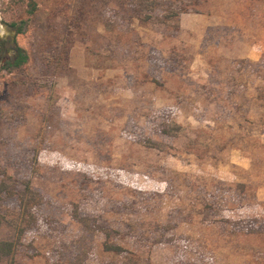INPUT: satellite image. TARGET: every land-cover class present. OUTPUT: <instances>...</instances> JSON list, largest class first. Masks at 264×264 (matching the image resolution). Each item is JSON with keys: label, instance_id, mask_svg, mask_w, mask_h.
<instances>
[{"label": "rangeland", "instance_id": "rangeland-1", "mask_svg": "<svg viewBox=\"0 0 264 264\" xmlns=\"http://www.w3.org/2000/svg\"><path fill=\"white\" fill-rule=\"evenodd\" d=\"M13 1L0 39L15 29L26 60L0 79L15 190L0 240L24 229L14 264H264V0Z\"/></svg>", "mask_w": 264, "mask_h": 264}, {"label": "trees", "instance_id": "trees-1", "mask_svg": "<svg viewBox=\"0 0 264 264\" xmlns=\"http://www.w3.org/2000/svg\"><path fill=\"white\" fill-rule=\"evenodd\" d=\"M146 2L145 8L154 9L155 0H144ZM143 1V2H144ZM26 60V56L22 51L19 50V54L15 60V68L21 66ZM162 131H165L162 130ZM13 186L7 182V180L0 181V201L2 194L4 193H13L15 190L12 188ZM36 198V195L30 187L26 184L21 192H18V201H19V210L22 213H26L28 208L30 207V202ZM4 223V216L0 213V227ZM24 232L23 228H16V237L13 241H3L0 240V264H14V257L16 254L17 247L20 243V237Z\"/></svg>", "mask_w": 264, "mask_h": 264}, {"label": "flooded vegetation", "instance_id": "flooded-vegetation-1", "mask_svg": "<svg viewBox=\"0 0 264 264\" xmlns=\"http://www.w3.org/2000/svg\"><path fill=\"white\" fill-rule=\"evenodd\" d=\"M10 5L17 6L22 4L20 0H14L13 2H9ZM16 34V30H13L12 35L9 37L8 41L0 39V79H8L13 75L12 70L15 68V60L19 54V48L14 45V36ZM9 43V46H6V43Z\"/></svg>", "mask_w": 264, "mask_h": 264}, {"label": "crops", "instance_id": "crops-1", "mask_svg": "<svg viewBox=\"0 0 264 264\" xmlns=\"http://www.w3.org/2000/svg\"><path fill=\"white\" fill-rule=\"evenodd\" d=\"M256 55V54H255ZM255 55H252V56H250V57H253V59H257L259 56H255Z\"/></svg>", "mask_w": 264, "mask_h": 264}]
</instances>
